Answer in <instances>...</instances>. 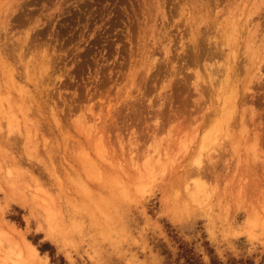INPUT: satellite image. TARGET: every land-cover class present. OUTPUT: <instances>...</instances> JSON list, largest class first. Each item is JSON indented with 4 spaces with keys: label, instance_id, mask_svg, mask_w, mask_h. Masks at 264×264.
<instances>
[{
    "label": "rangeland",
    "instance_id": "obj_1",
    "mask_svg": "<svg viewBox=\"0 0 264 264\" xmlns=\"http://www.w3.org/2000/svg\"><path fill=\"white\" fill-rule=\"evenodd\" d=\"M0 264H264V0H0Z\"/></svg>",
    "mask_w": 264,
    "mask_h": 264
}]
</instances>
